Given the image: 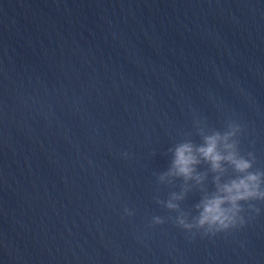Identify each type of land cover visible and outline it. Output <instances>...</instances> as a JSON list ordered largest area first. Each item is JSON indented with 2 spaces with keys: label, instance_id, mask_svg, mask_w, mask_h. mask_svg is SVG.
Returning a JSON list of instances; mask_svg holds the SVG:
<instances>
[{
  "label": "water",
  "instance_id": "water-1",
  "mask_svg": "<svg viewBox=\"0 0 264 264\" xmlns=\"http://www.w3.org/2000/svg\"><path fill=\"white\" fill-rule=\"evenodd\" d=\"M0 28L105 264H264V201L252 202L259 213L245 205L244 227L207 236L157 202L181 190L182 180L158 177L169 149L201 143L198 126L240 124L241 153L264 170V0H0ZM206 187L214 190L211 173ZM202 195L192 185L180 202L189 219Z\"/></svg>",
  "mask_w": 264,
  "mask_h": 264
},
{
  "label": "clouds",
  "instance_id": "clouds-1",
  "mask_svg": "<svg viewBox=\"0 0 264 264\" xmlns=\"http://www.w3.org/2000/svg\"><path fill=\"white\" fill-rule=\"evenodd\" d=\"M242 130L235 121H229L224 131L198 126L201 143L188 139L169 149L173 154L172 162L168 170L159 175V182L172 184L180 179L183 184L167 201L157 198V202L178 214L174 220L182 229L202 231L205 236L216 235L245 226L242 215L245 205L260 212L252 202L264 201V170H253L256 162L253 152L241 153L238 136ZM201 165H207V171H200ZM209 173L214 185L212 191L206 187ZM192 185L199 187L203 195L194 205L196 215L189 219L190 213L181 208L180 202L192 191ZM124 211L134 214L127 207ZM152 222L163 224L165 220L156 216Z\"/></svg>",
  "mask_w": 264,
  "mask_h": 264
}]
</instances>
